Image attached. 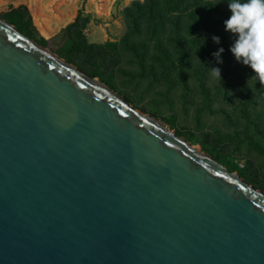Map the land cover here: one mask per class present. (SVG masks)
<instances>
[{"label":"water","instance_id":"water-1","mask_svg":"<svg viewBox=\"0 0 264 264\" xmlns=\"http://www.w3.org/2000/svg\"><path fill=\"white\" fill-rule=\"evenodd\" d=\"M0 264H264V190L0 15Z\"/></svg>","mask_w":264,"mask_h":264},{"label":"trees","instance_id":"trees-1","mask_svg":"<svg viewBox=\"0 0 264 264\" xmlns=\"http://www.w3.org/2000/svg\"><path fill=\"white\" fill-rule=\"evenodd\" d=\"M228 2L134 1L123 12L126 34L119 44L106 43L115 48L113 57L103 46L87 42L80 27L88 21L78 18L68 29L79 40L75 45L111 67L123 78L120 85L130 87L140 103L149 105L145 98L151 94L160 101L154 103L157 107L149 105L157 108L154 116L169 111L163 121L179 136L201 145L214 159L264 190V85L230 51L236 37L224 26L231 15ZM23 11L19 7L8 13L18 17L20 24L7 18L22 31L28 22ZM213 68L220 70L221 78L212 73ZM190 118L194 123L188 129L185 123Z\"/></svg>","mask_w":264,"mask_h":264},{"label":"rangeland","instance_id":"rangeland-1","mask_svg":"<svg viewBox=\"0 0 264 264\" xmlns=\"http://www.w3.org/2000/svg\"><path fill=\"white\" fill-rule=\"evenodd\" d=\"M75 1V0H74ZM78 1V5L81 4L82 0H76ZM102 1L98 0V3H101ZM103 1L102 4H104ZM122 0H110L109 3V10L112 11V16L107 15L104 18L98 19V22L96 21H91L88 26H87V31H85V38L87 39V42L90 44H95L99 46H103L105 50L108 52L109 56L113 57L116 54L115 48L113 46H106L107 42H111L112 44H119L120 39L124 37V35L127 32V24L125 23L124 20H121L119 16L115 17L114 14L120 11L122 8H124ZM95 6H93V11L97 12L96 8H100L101 5H97L96 3H93ZM22 7L23 13H24V20L28 21L25 28L24 32L40 42L41 44L47 46L50 48L52 51L60 55L61 57L67 59L68 61H71L75 63L77 67H79L81 70L84 72L92 75L97 76L101 81L107 83L108 85H113V87L116 88V91L120 96L124 97V95L129 96L131 98L132 103H130L133 107L136 106L137 109L141 110L142 112L146 114H151L154 116V112L156 111L157 108L154 106H149V105H155V102H160L159 100H154L152 97L153 94L145 98V101L149 103H140V100L138 99L137 96H135L134 93H132V89L129 88H124L122 85H120V80H123L121 76L115 75L113 73V69L109 66H107L103 61H101L98 58H93L90 56H87L82 52V49H80L79 46L75 45V42H78L79 40H76L75 33L70 35L69 32V26L76 20H71L70 22H66L63 24L61 29L58 31L57 34L55 35H44L42 34L34 25L32 22V17L30 13L27 11V7L25 6H20ZM19 8V7H18ZM15 9V8H14ZM87 9H90V4L87 3ZM12 10V9H11ZM11 10H0V15L4 16L5 18H8L9 20H15V22H18L20 24V21L18 20V17H12L8 15V13ZM116 12V13H115ZM86 14V13H85ZM114 19V20H112ZM70 23V24H69ZM17 26V25H16ZM72 34V33H71ZM75 39V40H74ZM125 79V77H124ZM124 84V83H122ZM152 97V98H151ZM159 99V98H156ZM135 105V106H134ZM156 106V105H155ZM157 107V106H156ZM162 110V109H161ZM153 112V113H152ZM167 113H170L169 111H163L162 116H155L159 120L163 121V117L167 115ZM188 123L187 124L188 129H191L193 127V120L187 119ZM164 122V121H163ZM170 126V125H169ZM171 127V126H170ZM171 129L175 130L177 133V129H174L171 127ZM183 137V136H182ZM185 138V137H184ZM186 139V138H185ZM187 140V139H186ZM188 141V140H187ZM190 142V141H189ZM192 143V142H191ZM193 144V143H192ZM196 147H198L201 151H203L202 146L198 144H194ZM205 152V151H203ZM240 166L244 165V162L240 161L239 162ZM235 172V171H234ZM238 173V172H237Z\"/></svg>","mask_w":264,"mask_h":264},{"label":"clouds","instance_id":"clouds-1","mask_svg":"<svg viewBox=\"0 0 264 264\" xmlns=\"http://www.w3.org/2000/svg\"><path fill=\"white\" fill-rule=\"evenodd\" d=\"M228 9L231 15L224 21L225 30L236 37L230 51L264 85V0H230ZM213 39L219 41L218 37ZM211 71L221 78L218 68Z\"/></svg>","mask_w":264,"mask_h":264},{"label":"crops","instance_id":"crops-1","mask_svg":"<svg viewBox=\"0 0 264 264\" xmlns=\"http://www.w3.org/2000/svg\"><path fill=\"white\" fill-rule=\"evenodd\" d=\"M82 0L78 5V1L74 0H0V10H11L20 6L27 7L28 13L32 17L33 25L44 35H55L61 29L64 23L75 20L76 18L98 22V19L104 18L107 15L112 16V11L109 10L110 0ZM103 1H106L103 3ZM124 8L115 15L124 20V10L137 0H122ZM142 1V0H140ZM87 3L90 4V9H87ZM93 3L101 5L96 8L97 12L93 11ZM86 13V14H85ZM24 18V13H23ZM114 20V19H112ZM88 23V24H89ZM70 24V23H69ZM87 23L81 24V30L86 34Z\"/></svg>","mask_w":264,"mask_h":264}]
</instances>
